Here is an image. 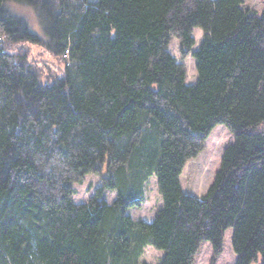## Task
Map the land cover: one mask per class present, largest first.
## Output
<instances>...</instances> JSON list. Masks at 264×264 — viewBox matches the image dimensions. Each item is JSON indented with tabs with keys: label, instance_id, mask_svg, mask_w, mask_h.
<instances>
[{
	"label": "trees",
	"instance_id": "1",
	"mask_svg": "<svg viewBox=\"0 0 264 264\" xmlns=\"http://www.w3.org/2000/svg\"><path fill=\"white\" fill-rule=\"evenodd\" d=\"M8 1L33 9L40 35ZM172 37L195 61L190 83ZM23 42L60 73L43 82L9 50ZM217 124L233 140L205 193L184 192L182 168ZM89 173L98 186L74 201ZM153 175L161 204L133 219ZM227 229L234 264H264V4L0 0V264H149L148 245L157 264H192L202 241L214 264Z\"/></svg>",
	"mask_w": 264,
	"mask_h": 264
},
{
	"label": "rangeland",
	"instance_id": "2",
	"mask_svg": "<svg viewBox=\"0 0 264 264\" xmlns=\"http://www.w3.org/2000/svg\"><path fill=\"white\" fill-rule=\"evenodd\" d=\"M263 4L264 0H243L244 7L257 13H260ZM8 6L14 13L23 17L34 33L41 34L36 14L32 8L13 1H8ZM192 35L195 40L194 50L202 39V31L199 28H194ZM9 50L11 52L26 51L29 62L40 70L43 82L50 81L55 75L60 73L63 67L59 59L53 57L41 44L23 42L12 45ZM168 51L183 64L186 72V82H192L196 71L195 61L191 54H187L185 57L180 56L179 43L175 37L170 39ZM232 140V134L222 124H217L210 130L201 150L194 157L189 158L182 168L180 184L184 192L193 193L197 196H202L205 193L218 167L223 149ZM98 182L99 176L97 174H86L82 183L74 184L76 193L73 195V200L77 202L86 201L92 195L95 187L98 186ZM114 194V191H105L104 199L107 202H111ZM160 204L161 198L156 188L155 176L153 175L148 178L145 184L142 203L137 207L128 209L127 212L133 219L140 218L148 221ZM230 238L231 229H227L224 234L221 253L215 257L214 264H234L235 254L231 248ZM211 255L212 251L209 242L202 241L194 255L192 264H210ZM161 256L162 251L148 245L144 247L139 260L149 264H157Z\"/></svg>",
	"mask_w": 264,
	"mask_h": 264
}]
</instances>
